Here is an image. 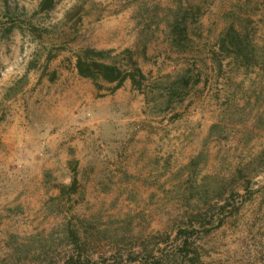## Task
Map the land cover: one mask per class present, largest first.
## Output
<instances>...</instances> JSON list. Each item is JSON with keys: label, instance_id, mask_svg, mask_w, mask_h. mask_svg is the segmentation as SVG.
<instances>
[{"label": "rangeland", "instance_id": "374dc122", "mask_svg": "<svg viewBox=\"0 0 264 264\" xmlns=\"http://www.w3.org/2000/svg\"><path fill=\"white\" fill-rule=\"evenodd\" d=\"M39 2L0 0L16 23L0 22V264H127L144 249L264 264V0ZM229 28L254 62L220 50ZM83 48L129 49L149 82L182 68L198 82L170 105L129 80L97 90L75 69Z\"/></svg>", "mask_w": 264, "mask_h": 264}, {"label": "trees", "instance_id": "16d2710c", "mask_svg": "<svg viewBox=\"0 0 264 264\" xmlns=\"http://www.w3.org/2000/svg\"><path fill=\"white\" fill-rule=\"evenodd\" d=\"M53 1L54 0H40L37 10L39 12L48 11L53 6ZM10 18L12 17L8 11L4 10L2 13L0 12V22L1 20H9V22H12V25L16 24L15 21ZM177 18L176 16L171 23V27L174 31V40L179 44L176 36L181 37V33H178L180 28L177 24L179 22ZM26 26L30 32H36V27L31 23H26ZM219 46L220 50L227 52V57L241 59L245 63L254 62L256 58L252 47L250 50L240 39V34L232 28L224 32L223 37L219 40ZM75 69L80 77L91 80L97 90L104 89V84H113V87L109 89L110 92H113L119 89L125 80H129L132 87L144 94L145 97L148 96L146 90L149 89L152 95L156 94L160 97V101L158 102H165L166 105L181 100L186 88L198 82V79H194L192 73H190V70L187 68H182L177 72L167 73L149 82V78L142 72L137 61L133 58L132 51L129 49H123L120 52H115L113 49H80L75 53ZM154 98L155 97H153V100ZM74 186L75 179L72 180L69 186L60 185L58 189L60 194H63V191L66 189L72 192ZM229 206L232 207L227 201L221 205V210H225ZM195 230L196 227L194 225L177 229L176 238L179 240V243L176 250L178 252L177 254L184 258H186L187 248L190 245V240ZM70 238L75 243V246H77V240L79 239L78 234L71 231ZM144 251L146 252L144 259L128 256L125 262L127 264H161L162 259L160 257H155L154 250L151 249L147 251L144 249ZM161 257L167 258L168 255L164 254ZM46 264H106V262L90 263V261L83 259L79 253H76L75 255H70L62 262Z\"/></svg>", "mask_w": 264, "mask_h": 264}]
</instances>
